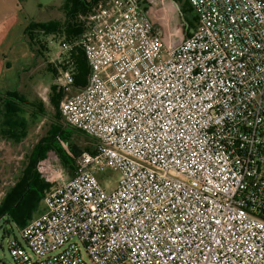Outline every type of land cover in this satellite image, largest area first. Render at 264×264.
<instances>
[{
  "label": "built area",
  "instance_id": "1",
  "mask_svg": "<svg viewBox=\"0 0 264 264\" xmlns=\"http://www.w3.org/2000/svg\"><path fill=\"white\" fill-rule=\"evenodd\" d=\"M198 26L171 42L129 1L90 19L57 55L84 51L90 73L60 70L62 122L96 140L94 171L43 199L13 264H264V0H187ZM53 44V40H50Z\"/></svg>",
  "mask_w": 264,
  "mask_h": 264
},
{
  "label": "trees",
  "instance_id": "2",
  "mask_svg": "<svg viewBox=\"0 0 264 264\" xmlns=\"http://www.w3.org/2000/svg\"><path fill=\"white\" fill-rule=\"evenodd\" d=\"M114 2L115 0H65L64 22L31 23L26 28L24 36L31 50L36 54L37 63H46V67L51 70V65L46 61L49 49L45 40L52 37L54 40L73 42L85 33L93 16L110 9ZM129 2L132 3L131 0ZM139 2L141 3V0ZM171 2L180 28L177 27L176 22L173 26L179 28L184 34L183 39H186L192 35L191 30L197 26L196 13L187 0L185 3L182 0H171ZM110 3L111 6L108 7ZM134 6L138 7V4ZM183 12L193 13L192 22L186 19ZM70 54L69 64L65 60L57 66V71L53 68L52 72L56 77L61 68L67 69L72 66L75 72L74 92H78L87 84L90 67L82 49L75 48ZM49 98L55 109L50 117L49 129L33 147L27 156L26 167L0 202V223L3 221L18 230L23 229L33 219L32 212L55 188L42 176V168L39 167V163L47 159L49 152L58 154L65 169L71 173L78 174L91 170L95 172L100 182L103 180L98 167L94 169L96 162L94 160L85 162L83 158L87 155L93 159L96 157V140L62 122L59 111L60 103L64 99L62 92L59 93L56 87H52ZM46 116L47 111L42 100H30L16 90L0 92V139L19 144L28 136L30 128Z\"/></svg>",
  "mask_w": 264,
  "mask_h": 264
},
{
  "label": "rangeland",
  "instance_id": "3",
  "mask_svg": "<svg viewBox=\"0 0 264 264\" xmlns=\"http://www.w3.org/2000/svg\"><path fill=\"white\" fill-rule=\"evenodd\" d=\"M37 1L39 0H30L29 2L37 3ZM44 1L51 2V4L47 5L49 7L50 5H53L56 0H44ZM120 1H125V0H120ZM131 1L134 5L138 4V7L144 12L145 16L152 23H154L152 21V17L156 16V20H158V23L156 25L163 28L164 25L161 21V18L160 16L156 14V11L153 8V5L150 3V0H141V3L139 2V0H131ZM182 2L185 3L186 0H182ZM169 3L171 6L170 16H171V19L173 20V24L174 22H176L178 24L177 27L180 28L179 22H177L178 21L177 15H175L176 13L174 12L175 8L173 6V3L171 2V0H169ZM31 6H32L31 3H29V8ZM110 6H111V3L108 4V7ZM63 13H64L63 11L60 12L58 10L55 12H52L50 14L52 15L51 19L60 21L62 17H64ZM183 13L186 19L192 22L193 13H189V12H183ZM196 25L198 26V23H196ZM170 27H171L170 33H171V39H172L170 40L171 42L180 41L184 38V34L179 28H176V29L172 28L171 23H170ZM196 28L191 30V32H194ZM163 30H164V36L166 38V42H169L168 40L169 30H166L165 28H163ZM45 42L47 43L48 49H49L48 57L46 58V61L47 63L51 65L52 69L50 70L49 68H47V70L46 69L39 70L37 78H41L40 80L41 82L37 88V95L41 100L43 98L45 99V101L43 102L46 105L47 116L44 119H42L39 123L32 126L28 132V136L24 138L23 141L19 144H14L13 142L0 139V202L4 198L8 189L14 185L19 175L21 174L23 169L26 167L27 156L31 153L33 147L37 144V142L45 135V133L49 129V124L51 122L50 117L54 114V111H55L53 105L50 103V98H49L50 93H51L50 85L52 82H54L53 79L55 78L52 70L53 68L56 71L58 69L56 65L58 63L57 55L60 52V43L62 41L53 39V44H49V40H45ZM70 55H71L70 53L64 54L62 56L63 62H64V59L67 60L70 57ZM25 63L26 62H23L24 65H28ZM40 63H43V62H40ZM61 69L63 70V68ZM32 70L33 68H30V67L26 68V71L23 69L19 72L20 73L19 76H21L23 80L26 77L27 72L32 71ZM45 75H47L49 79H51V81L47 80L48 81L47 82ZM53 86L56 87L57 92L59 93L61 92L59 91L56 84ZM99 165L100 166H98L97 164L96 166L95 164L94 169H97L98 167V169L100 170V174L103 178L101 182L102 185L105 187L106 191L111 192L117 187L118 181L120 179V173L118 171L111 169L107 165H104V164H99ZM39 167L42 168V176L46 180L51 182L53 184V187L58 186L59 182L56 180V176L59 173V171L61 172V174H64L66 177H71V176L76 175V173H71V171H68L65 169L59 155L56 154L55 152H49L47 159L40 162ZM44 211H45L44 202L40 201V203L36 207V210L32 212V218L33 219L38 218L40 215L44 213ZM11 228H12V231H10ZM16 237L19 240H22L21 235H20V230H18L13 225H10L8 223H4L3 221H1L0 223V264H13V259L10 254L9 245L11 241ZM86 260L89 264H91L89 259H86Z\"/></svg>",
  "mask_w": 264,
  "mask_h": 264
},
{
  "label": "crops",
  "instance_id": "4",
  "mask_svg": "<svg viewBox=\"0 0 264 264\" xmlns=\"http://www.w3.org/2000/svg\"><path fill=\"white\" fill-rule=\"evenodd\" d=\"M29 1L0 0V92L16 90L30 100H35L40 99L37 95V88L41 82V78H37L38 72L41 69L47 70V67L46 63H37L36 54L27 43L24 32L31 23L58 21L52 20V15L50 14L57 10L63 11L65 0H56L49 7L47 5L51 4L50 1L39 0L37 3ZM29 3L32 5L30 8ZM156 14L158 15V12ZM63 15L64 17H62L60 22L65 20V14L63 13ZM152 21L155 25L158 23L156 16L152 17ZM169 23H171L172 28L176 29L173 26L171 17ZM51 39L53 38L49 37V40ZM66 61L69 64V58ZM23 62L28 65H24ZM61 62L63 63V59ZM61 62L56 65L58 66ZM29 67L33 68V70L27 72L26 77L22 80L19 72L23 69L26 71V68ZM67 69H71L74 72L72 66ZM45 77L46 81H51L47 75ZM56 78L53 79L54 82L51 85L49 83L51 91L52 87H55L53 85L56 84ZM43 99L42 101H45ZM44 106L46 108L45 103Z\"/></svg>",
  "mask_w": 264,
  "mask_h": 264
}]
</instances>
